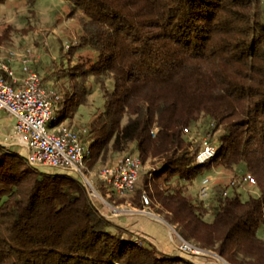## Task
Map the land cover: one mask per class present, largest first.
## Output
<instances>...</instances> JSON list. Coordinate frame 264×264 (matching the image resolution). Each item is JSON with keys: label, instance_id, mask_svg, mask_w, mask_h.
<instances>
[{"label": "trees", "instance_id": "1", "mask_svg": "<svg viewBox=\"0 0 264 264\" xmlns=\"http://www.w3.org/2000/svg\"><path fill=\"white\" fill-rule=\"evenodd\" d=\"M65 1L83 19L68 52L87 47L95 58L68 70L80 81L60 95L59 121L85 101L90 76L109 79L87 125L90 153L134 146L143 163L157 161L165 186L150 194L184 239L231 264H264V0ZM202 118L217 154L199 164L193 127ZM235 167L255 178L257 194L217 184L206 208L182 188ZM56 170L0 142V264H191L117 225L78 175ZM149 186L144 177L133 206Z\"/></svg>", "mask_w": 264, "mask_h": 264}, {"label": "rangeland", "instance_id": "2", "mask_svg": "<svg viewBox=\"0 0 264 264\" xmlns=\"http://www.w3.org/2000/svg\"><path fill=\"white\" fill-rule=\"evenodd\" d=\"M81 16L82 14L73 10L72 6L65 0H7L5 3L0 4V64H5L6 56L11 50L17 52L31 50L34 54L32 68L39 74L44 86L55 89L62 96L68 90H75L74 84L79 82L80 79H72L68 75V70L87 59L95 58V53L87 47L78 48L73 54H70L65 49V42L73 39L80 40L79 33L83 24ZM9 81L11 82L10 79ZM102 84L110 86V80L105 77L96 78L90 76L85 85L87 88L85 101H81L79 105L70 104L67 116L63 122L74 126L80 132L83 129H87V125L93 119L94 114L103 109ZM57 108L58 111L63 109L59 103ZM125 122L126 118L123 120V123ZM209 126L210 122L206 118H202L193 127V137L195 139H204L206 137V129H210ZM85 135L82 134L81 136L89 147L91 140H87ZM0 140L9 144L2 138L1 134ZM9 146L11 147V145ZM13 147L20 152L22 151L19 147ZM99 148V145L94 146L86 161L87 175L101 195V197L93 198L95 204L102 209L106 216L117 220L123 219V222H121H126L127 224L125 225L128 227H135L137 224L143 225V223L154 224L160 228L164 226L178 239L174 232V230L178 232L177 226L170 224L166 220V212L163 207L151 196V194H155L156 187L165 186L163 178L157 179L154 175L157 161L150 159L143 163L141 177L136 188L130 195L121 197L112 192L108 193L99 178V172L105 167L116 164L124 155L134 154V146L127 145L123 150H115L112 147V142H110L107 146ZM42 168L50 172L57 171L50 167ZM210 173H213L215 178L214 189L217 184H221L222 187L227 186L228 191L232 188L230 186L231 180L239 179L244 175L242 167H235L232 170L215 168ZM205 175H198L194 183L187 184L186 188L182 187L193 203L200 201L198 188L201 179ZM144 177H148L150 180L149 188L143 190V193L146 192L149 196L150 204L135 207L132 201L135 199L136 193L142 188ZM174 183L175 180L172 179L166 185H173ZM235 189L242 192L244 196L248 193H258L257 188L250 189L247 186ZM121 203L124 204L120 205ZM204 218L211 220L212 215L206 213ZM209 255L214 256L223 264H231L215 251L209 252Z\"/></svg>", "mask_w": 264, "mask_h": 264}, {"label": "built area", "instance_id": "3", "mask_svg": "<svg viewBox=\"0 0 264 264\" xmlns=\"http://www.w3.org/2000/svg\"><path fill=\"white\" fill-rule=\"evenodd\" d=\"M77 44L78 39H73L65 42L64 46L69 50L71 46ZM33 57L31 50L8 52L5 64L1 65L3 74H0V111L5 110L14 118L16 137L19 144L28 150L25 157L30 166L72 172L83 180L92 199L101 197L87 175L86 161L90 149L81 136L86 134L87 130L83 129L80 132L72 125L58 122L57 104L60 95L55 89L42 84L39 74L31 66ZM16 62L20 64V75L14 68ZM184 133L188 134L189 130L185 128ZM0 142L9 146L1 140ZM216 154L217 148L214 143L204 138L196 161L204 164ZM143 166L138 155L129 153L120 158L116 164L102 169L99 178L108 193L127 196L134 191ZM214 180L213 174H207L201 179L198 188V198L206 208L209 207L212 197ZM256 185L255 178L249 173L239 179H232L230 183L234 188L247 186L252 189ZM227 193L228 191H225L224 195L226 196ZM142 202L144 206L150 204L146 192L142 194ZM174 232L178 237V247L182 253L207 255L211 252L187 241L176 230Z\"/></svg>", "mask_w": 264, "mask_h": 264}, {"label": "crops", "instance_id": "4", "mask_svg": "<svg viewBox=\"0 0 264 264\" xmlns=\"http://www.w3.org/2000/svg\"><path fill=\"white\" fill-rule=\"evenodd\" d=\"M32 66V63H31ZM14 68L17 74H21L20 64L16 62ZM0 74H3V70L0 64ZM63 122V120L61 121ZM64 123V122H63ZM0 134L3 139L9 142L8 145L16 146L22 149L24 155L27 154L28 150L26 147L19 144L15 133V121L14 118L9 115L5 110L0 111ZM11 142V143H10ZM13 142V143H12ZM98 178V177H97ZM124 203H121L122 205ZM123 219H114V222L120 227L133 233L135 236L140 237L146 243L153 245L159 251L168 255H178L184 257L191 264H223L220 260L216 259L212 255H187L182 253L178 247V239L175 238L173 233H170L168 228L161 226V228L154 224H137L135 227H128L126 222L122 223ZM213 252V251H212Z\"/></svg>", "mask_w": 264, "mask_h": 264}]
</instances>
